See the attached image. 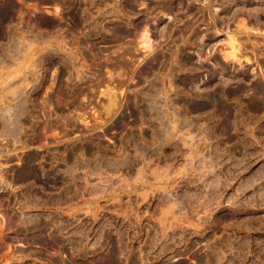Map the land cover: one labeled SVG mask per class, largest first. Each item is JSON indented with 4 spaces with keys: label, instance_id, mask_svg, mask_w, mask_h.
<instances>
[{
    "label": "rangeland",
    "instance_id": "1",
    "mask_svg": "<svg viewBox=\"0 0 264 264\" xmlns=\"http://www.w3.org/2000/svg\"><path fill=\"white\" fill-rule=\"evenodd\" d=\"M0 264H264V0H0Z\"/></svg>",
    "mask_w": 264,
    "mask_h": 264
},
{
    "label": "bare ground",
    "instance_id": "2",
    "mask_svg": "<svg viewBox=\"0 0 264 264\" xmlns=\"http://www.w3.org/2000/svg\"><path fill=\"white\" fill-rule=\"evenodd\" d=\"M56 9V8H55ZM92 22V21H91ZM147 31V30H146ZM147 36V35H146ZM233 37V36H232ZM78 40V39H77ZM142 40V39H141ZM140 40V41H141ZM147 40V39H146ZM239 42V41H238ZM238 42H232L231 44V50H230V52H228V53H230L232 56H236V57H238L237 56V50L239 51V43ZM64 44V43H63ZM230 44V43H229ZM129 53V52H128ZM227 53V54H228ZM242 53V52H241ZM229 54V55H230ZM147 56V55H146ZM227 56V55H226ZM237 59V58H236ZM124 61V60H123Z\"/></svg>",
    "mask_w": 264,
    "mask_h": 264
}]
</instances>
